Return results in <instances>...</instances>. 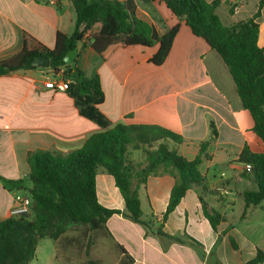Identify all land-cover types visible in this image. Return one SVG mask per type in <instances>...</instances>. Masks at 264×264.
<instances>
[{
    "label": "crops",
    "instance_id": "1",
    "mask_svg": "<svg viewBox=\"0 0 264 264\" xmlns=\"http://www.w3.org/2000/svg\"><path fill=\"white\" fill-rule=\"evenodd\" d=\"M218 1L216 13L224 24L248 20L259 24L258 44L264 50V0ZM138 2L137 16L152 23L159 34L179 24L165 62L151 61L159 43L120 47L103 58L86 37L78 43L74 67L89 78L100 77L105 99L98 109L111 126L169 129L181 135L182 142H161L190 160L203 149L200 171L205 189L194 185L165 217L175 175L161 171L148 177L139 189L144 225L123 214L126 204L115 178L100 168L96 176L100 203L122 210L108 219L103 229L106 240L122 264L128 256L132 264H246L264 250V203L245 212L243 194L256 184L246 177L240 156L245 147L264 153V142L254 131L252 114L243 106L223 57L166 3ZM76 17L73 0H57L56 5L48 0H0V62L23 49L26 35L53 49L58 32L74 33ZM59 71L36 67L0 76V176L26 179L29 188L32 153L65 155L82 148L92 134L106 130L82 113L69 91L46 87ZM129 153L134 163L147 162L143 149ZM28 192L9 190L0 179V219L12 216L16 194ZM206 211L222 216L217 229ZM65 233L45 254L43 264L69 263V250L59 243ZM40 243L29 264H42Z\"/></svg>",
    "mask_w": 264,
    "mask_h": 264
},
{
    "label": "trees",
    "instance_id": "2",
    "mask_svg": "<svg viewBox=\"0 0 264 264\" xmlns=\"http://www.w3.org/2000/svg\"><path fill=\"white\" fill-rule=\"evenodd\" d=\"M139 1L150 5L155 0ZM159 1L166 3L223 57L237 84L243 106L252 114L254 131L264 142V50L258 44L259 24L254 20L224 24L216 13L218 0ZM73 4L77 15L73 34L58 32L53 49L26 35L23 49L0 62V76L20 69H34L36 57H49L51 67L56 71L64 68V77L72 80L68 91L76 98L82 113L98 121L106 130L92 134L82 148L65 155L53 151L32 153L30 180L33 185L30 188L26 179L0 176L9 190H29L33 201L32 213L0 219V264H29L37 256L41 239L57 240L73 225L106 229L108 219L122 210L100 203L96 190L100 168L115 178L126 204L123 214L144 225L139 189L148 177L161 171H172L175 175L176 183L165 217L194 185L205 189V177L200 171L206 155L203 149L190 160L161 142L168 139L182 142L183 137L169 129L147 124L111 126L98 109L105 99L100 77L89 78L85 72L65 62L67 53L88 36L90 44L103 58H108L120 47H151L159 43L151 61L161 65L172 49L179 24L159 34L152 23L137 16L138 0H73ZM131 149H143L147 162L134 163L129 156ZM240 161L251 165L246 177L256 184L243 194L247 212L250 207L264 203V153H255L245 147ZM206 215L217 229L222 220L220 213L206 211ZM132 260L128 256L124 264H132ZM263 262L264 250L259 249L246 264Z\"/></svg>",
    "mask_w": 264,
    "mask_h": 264
},
{
    "label": "rangeland",
    "instance_id": "3",
    "mask_svg": "<svg viewBox=\"0 0 264 264\" xmlns=\"http://www.w3.org/2000/svg\"><path fill=\"white\" fill-rule=\"evenodd\" d=\"M54 243L55 240L48 237L41 239L42 264L47 258L45 254L53 247ZM59 243L62 248L66 247L69 250L68 264H122L107 242L103 229L95 230L87 225H73L66 230L65 236ZM94 258H99L100 261L95 262L92 260Z\"/></svg>",
    "mask_w": 264,
    "mask_h": 264
},
{
    "label": "built area",
    "instance_id": "4",
    "mask_svg": "<svg viewBox=\"0 0 264 264\" xmlns=\"http://www.w3.org/2000/svg\"><path fill=\"white\" fill-rule=\"evenodd\" d=\"M48 3L52 5H56L57 0H48ZM57 76L58 77H53L49 79L45 83L46 87L57 91H68L72 80L66 79L64 77V70L62 71L60 70ZM246 168L251 169V165L246 164ZM32 209H33V201L28 194L27 195L21 193L16 194L15 204L11 210L12 216L19 217L22 215H28L32 213Z\"/></svg>",
    "mask_w": 264,
    "mask_h": 264
},
{
    "label": "water",
    "instance_id": "5",
    "mask_svg": "<svg viewBox=\"0 0 264 264\" xmlns=\"http://www.w3.org/2000/svg\"><path fill=\"white\" fill-rule=\"evenodd\" d=\"M77 55L78 48L76 47L67 53V55L65 56V62L70 67H74L76 64ZM33 65L36 67H51V59L45 55H41L34 59Z\"/></svg>",
    "mask_w": 264,
    "mask_h": 264
}]
</instances>
